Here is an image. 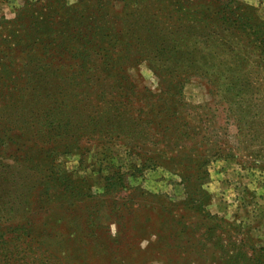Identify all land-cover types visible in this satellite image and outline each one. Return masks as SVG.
<instances>
[{"label": "trees", "instance_id": "obj_1", "mask_svg": "<svg viewBox=\"0 0 264 264\" xmlns=\"http://www.w3.org/2000/svg\"><path fill=\"white\" fill-rule=\"evenodd\" d=\"M122 2V9H116L115 4ZM66 9L59 33L52 28L46 30L51 31L49 45L40 36L43 25L34 22L31 26L30 41L40 37L43 44L41 58L35 57L30 46L26 51L13 45L4 52L9 64L14 61L11 57L20 53L36 59L28 60L33 63L29 69L13 67L17 78L13 84L23 95L33 83L38 94L49 96L50 104L36 115L22 111L21 120L8 119L6 133L0 135V264H123L128 229L143 222L137 213L142 204L135 203L126 192L130 189L126 174L132 170L135 176L140 167H155L159 162L154 153L175 152L171 167L181 173L200 168L210 160L192 159V152L209 140L205 133L201 134L211 125L209 120L203 119L190 128L189 122L178 115V106L168 112L170 100L162 92L152 95L134 85L125 68L123 83L95 86L97 79L105 83L129 59L146 60L161 84L201 76L211 83L209 90L213 93L212 85L217 83L221 97L227 101L228 113L230 107L236 111L228 118L237 115L238 123L249 130L257 124L259 109L264 104L257 95L259 88L264 91V76L258 70L261 64H245L247 49H253L254 56L258 54L264 60V17L253 6L239 0H77ZM122 12L128 20V39L126 44L117 46L113 39L124 24ZM99 23L106 26L105 30L97 39H89L90 32L100 29ZM82 25L87 29L84 33ZM6 71L9 73L8 68ZM54 77L69 83V97L50 96V79ZM86 135L102 138L108 144L118 143L127 154L139 156L138 160L144 152L149 153L139 164L129 163V172L125 173L121 164L113 175L105 176L104 196L113 197L106 207L105 203L93 200L94 187L85 177L73 178L55 170L54 150L73 147L74 141ZM8 144L13 147L11 154L5 149ZM210 151L213 150L204 148L207 155L220 154L219 150L213 154ZM125 209L131 214V224L124 220ZM163 210L167 231L165 235L156 234L164 241L150 250L151 254H165L166 264L263 261L258 255H264V249H257L245 238L229 237L231 230L238 228L218 215L202 210L201 215L212 220V224L204 221L203 228H198L199 224L186 222L172 209ZM144 217L146 222L152 220L149 211ZM65 218L70 222H65ZM111 223L117 224L115 234L111 232ZM141 255L137 264L153 263V256Z\"/></svg>", "mask_w": 264, "mask_h": 264}, {"label": "rangeland", "instance_id": "obj_2", "mask_svg": "<svg viewBox=\"0 0 264 264\" xmlns=\"http://www.w3.org/2000/svg\"><path fill=\"white\" fill-rule=\"evenodd\" d=\"M239 1L255 7L258 14L264 17V0ZM76 3L77 0H65L64 4L60 0H0V135L6 133L5 126H8V119L18 118L21 120L22 116L19 113L22 111L26 115H36L50 104L49 96L45 97L41 94L43 97H40L41 95L37 93L33 83L23 95L15 89L13 84L14 80L17 79L16 73L12 70L13 67H19L20 70L22 68L24 70L29 69L30 64H33L29 61L36 62V59L28 58L25 54L20 53V55L11 57V59L14 58V61L9 64L4 52L13 45H19L26 51L30 46L33 48L32 52L36 54L35 57L41 58L40 49L43 45L41 39L42 41L45 40L46 45L51 44L52 40L51 31L46 32V30L52 28L55 33H59L63 28L62 21L67 16L66 8ZM122 7L123 2L115 4V8L118 10H121ZM120 17L123 20L121 23L124 22V24H121L120 32L117 31L116 36L114 35L116 39H113V43L117 46L126 44L128 39L125 29L128 20L124 12ZM17 18L19 19L18 22L7 23V21ZM34 22L40 23L43 28L40 29L42 38L36 37L32 42L28 34H32L31 26ZM97 26H100V29L96 32H90L89 39H97V36L101 35L100 32L106 28L101 23ZM82 31L83 33L87 31L83 25ZM245 53L247 54L245 64L260 63L259 75L264 76V60L260 59L258 54L254 56L253 49H247ZM226 58V61H229V56ZM7 68L9 73L6 71ZM122 68H125V74L134 85L145 88L152 95H158L162 92L164 97L170 100L171 108L168 112H173L178 106V115L189 122L190 128H195L196 122L203 119H207L211 123L207 129L201 130V134L205 133L209 139L208 142L192 152V159L194 160L210 158L202 167L190 168L187 173H181L171 167L170 159L176 154L175 152L173 155L154 153L159 162L155 167L146 166L143 169L140 167L141 170L136 172L135 176L132 175V170H130V174L124 175L127 180L126 184L130 187L128 191L126 190L130 194L129 197L133 198L135 203L139 202L143 206L137 212L140 218H143V222L136 224L137 227H129L122 263L137 264L136 262L143 256L141 254L147 257L153 256L152 264L167 263L165 254L160 252L151 254L153 251L150 250L160 247L164 241V239L158 238L156 234L159 232L161 235H165L167 231L164 208L172 209L174 214L186 219V222L199 224V226L197 225L198 228H203L201 223L204 221L209 223L212 221L205 220L201 215L202 210L212 215H218L231 227L238 228V230H231L228 234L229 237L232 239L245 238L249 244L257 249H264V104L259 109L261 110L260 119L258 117L257 124L249 130L246 125L238 123L237 120L240 117H236L237 115L228 118L234 110L233 107H230V113H228V108L225 107L227 101L221 97L222 93L219 92L217 83L212 85L213 93L209 90L211 83L201 76H189L179 83H177L179 80L177 79L161 84L159 77L149 67L146 60L129 59L125 65L118 66L115 75L109 76V80L105 83L102 84L97 79L98 83L95 86L100 88L102 85L101 88H103V85H109L111 82L113 84L123 83L126 78H122L124 72ZM33 79V82H38V76L35 75ZM82 79L83 77L80 78V81ZM212 81L214 82L215 79ZM50 82L51 86L48 89L51 90L50 96L64 99L70 96L71 88L67 87L69 83L66 82L67 84H65L62 77H54L50 79ZM85 82L86 80H83V83ZM83 83L79 85L81 87L79 92H82ZM180 86H182L181 91L178 88ZM259 90L257 95L264 101V91L260 88ZM205 103L210 104L206 108L200 107ZM249 131L251 133L247 135ZM101 139H91L86 135L84 139L74 141L76 145L73 147L57 148L54 150L53 156L55 157L56 172L68 173L73 178L78 179L85 177L94 187L95 196L92 197L93 200L101 201L102 204L105 203L104 207H106L112 202L113 197L104 196L105 176L113 175L121 164H124L123 171L129 172V163L139 164L138 162L146 160L149 153L144 152L143 157L138 160L137 157L139 156L127 154L126 148L118 145V143L108 144V141ZM97 144L100 147L97 148ZM205 147L213 150L209 152L210 154L216 150H219L220 154L207 155L208 152H204ZM5 149L11 154L13 147L8 144ZM174 162L177 163L176 160ZM192 167L194 166L192 165ZM127 209L123 212L126 216L124 220L128 219L129 224H131L133 221ZM148 211L151 213L152 220L146 222L144 216ZM65 222L70 221L65 218ZM110 226L111 232L115 234L118 228L117 224L111 223ZM204 226L207 228L209 225ZM70 229L71 225L67 227V231ZM150 246L151 248H149ZM210 249L214 250L213 247ZM262 253L260 252L258 255L263 258L260 264H264Z\"/></svg>", "mask_w": 264, "mask_h": 264}]
</instances>
